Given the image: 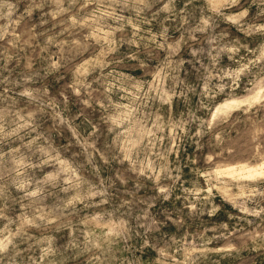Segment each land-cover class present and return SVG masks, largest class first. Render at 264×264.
I'll use <instances>...</instances> for the list:
<instances>
[{
	"label": "rangeland",
	"instance_id": "rangeland-1",
	"mask_svg": "<svg viewBox=\"0 0 264 264\" xmlns=\"http://www.w3.org/2000/svg\"><path fill=\"white\" fill-rule=\"evenodd\" d=\"M0 264H264V0H0Z\"/></svg>",
	"mask_w": 264,
	"mask_h": 264
},
{
	"label": "bare ground",
	"instance_id": "bare-ground-1",
	"mask_svg": "<svg viewBox=\"0 0 264 264\" xmlns=\"http://www.w3.org/2000/svg\"><path fill=\"white\" fill-rule=\"evenodd\" d=\"M254 174H257L256 170H248V176H253Z\"/></svg>",
	"mask_w": 264,
	"mask_h": 264
}]
</instances>
